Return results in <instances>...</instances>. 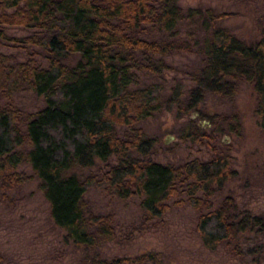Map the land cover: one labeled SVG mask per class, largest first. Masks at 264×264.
<instances>
[{
	"label": "trees",
	"instance_id": "obj_1",
	"mask_svg": "<svg viewBox=\"0 0 264 264\" xmlns=\"http://www.w3.org/2000/svg\"><path fill=\"white\" fill-rule=\"evenodd\" d=\"M232 14L213 6L185 8L180 0H0V43L28 52L16 60L0 50V95L7 98L0 106L3 194L30 179L18 169L30 163L55 222L74 247L85 250L119 237L115 213L96 212L87 200L92 184L119 199L142 197L141 225L188 202L199 212L196 229L208 248L225 244L243 255L242 236L264 235V213L239 210L232 194L215 202L216 193L238 174L232 153L217 143L225 129L220 115L210 117V131L190 125V135L206 142L211 156L179 163L155 159L156 139L138 125L168 100L158 84L142 83L140 71L161 75L171 67L164 56L192 51L200 43L204 63L189 71L194 85L183 98L174 89L179 108L190 112L208 92L234 98L247 81L264 128V32L249 43L219 24ZM186 19L197 26L184 36L181 23ZM9 27L30 32L12 35ZM27 88L46 99L37 111L12 102L17 90ZM235 118L237 114L222 119ZM97 159L104 162L99 174L69 173L74 166L95 165ZM161 262V254L150 251L112 258L88 255L78 264Z\"/></svg>",
	"mask_w": 264,
	"mask_h": 264
},
{
	"label": "rangeland",
	"instance_id": "obj_2",
	"mask_svg": "<svg viewBox=\"0 0 264 264\" xmlns=\"http://www.w3.org/2000/svg\"><path fill=\"white\" fill-rule=\"evenodd\" d=\"M180 4L185 8L201 5L213 6L218 11H232L233 14L219 24L229 27L249 43L264 32V0H180ZM196 26L186 19L181 23L183 35L186 36ZM7 31L17 36L30 32L22 27H9ZM197 31L201 37L202 31L198 27ZM0 50L14 54L16 60L25 58L28 53L8 43H0ZM38 57L44 64L48 63L43 55ZM164 60L171 67L161 75L140 71L142 83L158 84L168 99L161 109L138 123L146 136L156 139L154 158L164 163H179L196 156L209 158L210 147L190 135V125L201 131H210L214 126L210 117L220 115V125L225 129L218 133L217 143L232 153L238 174L216 193L215 202L218 204L223 196L232 194L239 210L264 213V128L255 112L257 98L253 85L242 81L234 98L208 92L195 109L183 113L174 89L177 87L179 98H183L194 85L189 71L204 63L202 47L200 43L195 44L194 50L174 52L164 56ZM6 101L7 98L0 95V106ZM12 102L27 112H34L46 104V99L27 88L17 90ZM235 114L237 118L230 122L222 119ZM235 124L239 128L231 130L230 126ZM112 161H115L114 157ZM103 167L104 162L97 159L95 165L74 166L69 173L75 172L83 177L89 173L99 174ZM18 169L30 175V179L6 194L0 186V253L3 264H78L88 255L112 258L150 251L161 254V264H264V235L260 233L242 236L243 255L234 254L225 244L210 249L197 232L199 212L190 203L174 204L162 219L141 225L142 197H112L97 184L89 186L86 198L94 211L115 213L119 237L96 249L76 248L52 217L51 204L39 186L40 181L32 165L21 163ZM261 243L262 250L258 251ZM250 247L255 250H250Z\"/></svg>",
	"mask_w": 264,
	"mask_h": 264
}]
</instances>
